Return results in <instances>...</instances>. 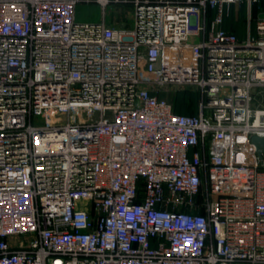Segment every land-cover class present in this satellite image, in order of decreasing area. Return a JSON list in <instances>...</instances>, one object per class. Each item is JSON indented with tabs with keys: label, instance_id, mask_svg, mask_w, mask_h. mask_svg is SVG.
I'll use <instances>...</instances> for the list:
<instances>
[{
	"label": "built area",
	"instance_id": "2783aa9c",
	"mask_svg": "<svg viewBox=\"0 0 264 264\" xmlns=\"http://www.w3.org/2000/svg\"><path fill=\"white\" fill-rule=\"evenodd\" d=\"M262 4L0 0V264H264Z\"/></svg>",
	"mask_w": 264,
	"mask_h": 264
},
{
	"label": "rangeland",
	"instance_id": "374dc122",
	"mask_svg": "<svg viewBox=\"0 0 264 264\" xmlns=\"http://www.w3.org/2000/svg\"><path fill=\"white\" fill-rule=\"evenodd\" d=\"M100 8L96 5H82L77 8L78 22H96L100 18ZM230 18L226 21V28L234 27L237 32L246 30L244 22L245 12L241 7H232ZM254 17L264 16V4L259 11L252 10ZM106 21L118 22L119 27H129L131 9L116 6L106 11ZM241 29V30H240ZM160 97L168 101L174 111L181 115H195L198 111L199 93L194 86H168L161 89Z\"/></svg>",
	"mask_w": 264,
	"mask_h": 264
},
{
	"label": "crops",
	"instance_id": "0c3cea01",
	"mask_svg": "<svg viewBox=\"0 0 264 264\" xmlns=\"http://www.w3.org/2000/svg\"><path fill=\"white\" fill-rule=\"evenodd\" d=\"M262 6H263V4H262L260 7H258V8L255 7V8H254L255 12L258 11V10L260 11V10L262 9ZM233 7H235V6H233ZM239 7L243 8V9H244V12H245V6H244V5H241V6H239ZM231 8H232V7H231ZM231 8H230V14H231ZM230 14H229L228 17H226V18L224 19V23H223V26H222V27H223V29L226 30V31H230V32L235 33L239 38L242 39V38L244 37V35H245V31L237 32L233 27H231L230 29H227V28H226V21L230 18V16H231ZM245 16H246V15H245ZM244 22H245V19H244ZM108 23L111 24L112 22L108 20ZM245 25H246V23H245ZM240 30H241V29H240Z\"/></svg>",
	"mask_w": 264,
	"mask_h": 264
},
{
	"label": "water",
	"instance_id": "95a60500",
	"mask_svg": "<svg viewBox=\"0 0 264 264\" xmlns=\"http://www.w3.org/2000/svg\"><path fill=\"white\" fill-rule=\"evenodd\" d=\"M251 142L255 145L259 158L262 159L264 156V137H252Z\"/></svg>",
	"mask_w": 264,
	"mask_h": 264
},
{
	"label": "trees",
	"instance_id": "16d2710c",
	"mask_svg": "<svg viewBox=\"0 0 264 264\" xmlns=\"http://www.w3.org/2000/svg\"><path fill=\"white\" fill-rule=\"evenodd\" d=\"M234 28V27H233ZM235 29V28H234Z\"/></svg>",
	"mask_w": 264,
	"mask_h": 264
}]
</instances>
